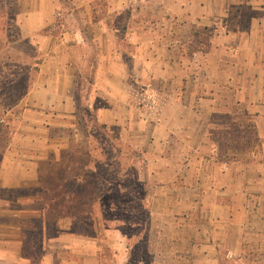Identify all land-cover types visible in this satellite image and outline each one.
Wrapping results in <instances>:
<instances>
[{
	"label": "crops",
	"instance_id": "crops-1",
	"mask_svg": "<svg viewBox=\"0 0 264 264\" xmlns=\"http://www.w3.org/2000/svg\"><path fill=\"white\" fill-rule=\"evenodd\" d=\"M8 7L0 4L4 44ZM14 8L17 42L37 59L23 98L32 122L77 136L82 87L94 121L117 129L136 156L147 264H264V0H16ZM200 27L213 35L193 51ZM247 121L260 150L228 149L234 160H221L218 131ZM99 225L92 234L59 229L39 264H104L102 234L127 264L124 233Z\"/></svg>",
	"mask_w": 264,
	"mask_h": 264
},
{
	"label": "rangeland",
	"instance_id": "rangeland-1",
	"mask_svg": "<svg viewBox=\"0 0 264 264\" xmlns=\"http://www.w3.org/2000/svg\"><path fill=\"white\" fill-rule=\"evenodd\" d=\"M67 3L64 12L68 10ZM0 4L10 6L4 35L13 37L16 31L11 16L16 0H0ZM62 15H56L58 25L65 18ZM57 30L58 34L60 28ZM21 46L27 55L15 60L16 53L0 42V53L10 54L12 59L3 70L11 71L9 65H15L12 70L16 73L15 80L3 84L1 99L7 101L0 102V115L2 106L12 104L26 89L36 70L32 47L25 42ZM86 79L83 77L80 85H85ZM81 91L76 109L77 136L67 128L48 127L44 122L34 124L36 113L24 99L3 111L4 124L0 116V264H39L43 248L59 229L68 227L70 231L92 234L96 223L108 229L116 219L125 217L141 223L132 228L134 235L127 239V264L150 261L143 187L134 169L137 158L118 140L117 129L94 121L93 113L85 109L86 90L81 87ZM259 109L264 113L263 106ZM253 148L254 144L247 147ZM102 198L107 203H103L104 209ZM99 239L103 263L117 264L110 239L104 234Z\"/></svg>",
	"mask_w": 264,
	"mask_h": 264
},
{
	"label": "trees",
	"instance_id": "trees-1",
	"mask_svg": "<svg viewBox=\"0 0 264 264\" xmlns=\"http://www.w3.org/2000/svg\"><path fill=\"white\" fill-rule=\"evenodd\" d=\"M10 6L7 8L6 10V15L8 18L9 16V9ZM15 10V8H14ZM14 14V13H13ZM13 15L11 16V20ZM12 25L15 24L12 20ZM4 30V28H3ZM15 31L16 27H15ZM213 35V29L211 27H200L194 31H191V37L193 38L192 40V48L193 51H203L209 44V39L210 37ZM5 45H7V48H11V50H13L15 54V60L19 59L20 57H22L23 55H27L26 53H24L22 51L23 47L21 46V43H24L25 41L22 39H19V42H17V34L12 36H7L5 38ZM15 42V43H14ZM26 43V42H25ZM26 45H28L26 43ZM30 46V45H29ZM5 53H0V102H6L7 99H1L2 91L3 89V84L7 81H13L16 78V73H14L15 71L12 70V68L15 66L13 65H9V68L11 69V71L8 69H6L5 71L3 70L4 66L8 65V62H12V59L10 58L11 55H4ZM17 55V56H16ZM35 65V64H34ZM17 67V66H16ZM10 71V72H9ZM10 78V80H8ZM33 78V75H32ZM32 78L29 79V82L27 83L28 85L26 86V89L21 92L19 94V96L17 97V99L15 101H12V104H7V105H3L2 107V114L0 115L1 118L3 119L2 123L4 124V118L2 116H4V112H6L7 109L12 108L13 106L17 105L18 102H20L21 100H23L24 96L26 95V92L30 86V83L32 81ZM2 105V104H0ZM4 111V112H3ZM2 123H0V127H2ZM217 142H218V146L220 149V156L219 158L225 162H229L234 160V156H230L227 155V151L228 149H234V150H242V149H247V147H252L254 144V149L256 151H259L261 148V143L258 139V136L256 134V130L254 127V124L251 121H247L245 122V124L243 126L241 125H237L236 122L232 123L231 125H229V127H227V129H223L218 131L217 133V138H216ZM129 150V149H128ZM103 199V198H102ZM103 203H106L105 200L103 199L100 204H101V209H104L103 207ZM107 204V203H106ZM109 204V203H108ZM108 208H106L107 210ZM109 210V209H108ZM146 213V222H147V218H148V211L145 210ZM145 222V225H146ZM141 226L140 222L137 221H132L131 219H129V217H125V218H118L116 219V223H114V226L112 228H118L122 233H124V235L126 236V239H128L129 237L133 236L134 233H132L133 229L132 228H138ZM127 247H129V244L127 245Z\"/></svg>",
	"mask_w": 264,
	"mask_h": 264
}]
</instances>
